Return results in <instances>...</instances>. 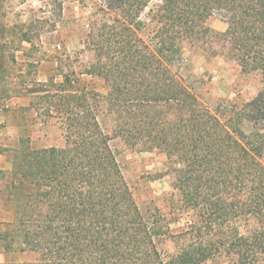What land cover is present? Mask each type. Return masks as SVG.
<instances>
[{
	"label": "trees",
	"instance_id": "obj_1",
	"mask_svg": "<svg viewBox=\"0 0 264 264\" xmlns=\"http://www.w3.org/2000/svg\"><path fill=\"white\" fill-rule=\"evenodd\" d=\"M150 1H96L104 16L86 35L94 60L81 73L106 81L103 100L80 87L70 63L60 81L35 91L46 115L61 118L65 144L16 151L7 193L14 212L0 240L5 251L38 257L11 264H264V0H163L149 44L140 32ZM222 11L230 52L263 81L240 112L244 129L223 122L173 70L182 43L209 36L207 20ZM5 34L0 14V48ZM103 102L115 117L111 135L99 120ZM114 137L172 163L177 204L196 214L174 237L175 254L159 249L156 238L170 229L137 204Z\"/></svg>",
	"mask_w": 264,
	"mask_h": 264
},
{
	"label": "rangeland",
	"instance_id": "obj_2",
	"mask_svg": "<svg viewBox=\"0 0 264 264\" xmlns=\"http://www.w3.org/2000/svg\"><path fill=\"white\" fill-rule=\"evenodd\" d=\"M96 1L0 0L6 33L0 48V232L14 212L7 193H14L8 183L13 179L17 149L24 144L33 149L65 144L61 118L47 116L35 92L40 84L53 76L60 81V74L70 69V63L79 73L80 87L96 91L102 100L107 94L103 78L81 73L94 60L86 35L93 23L99 26L104 16ZM162 3L163 0H151L141 13L145 25L140 34L149 44L156 25L154 13ZM228 20L226 12H215L206 22L210 35L184 41L173 70L223 122L244 129L243 119L238 123L240 112L245 101L257 96L263 81L258 73L243 72L230 52L223 36ZM24 33L33 40H23ZM99 113L103 129L113 134L115 117L104 102ZM258 126L264 133V124ZM111 145L139 207L159 216L165 229H170L156 238L159 249L166 256L175 254L181 242L174 237L189 229L196 214L183 211L177 204L172 163L158 150L139 151L119 137H114ZM261 160L264 163V156ZM2 244L0 240V264L29 262L38 257L32 251H5Z\"/></svg>",
	"mask_w": 264,
	"mask_h": 264
},
{
	"label": "crops",
	"instance_id": "obj_3",
	"mask_svg": "<svg viewBox=\"0 0 264 264\" xmlns=\"http://www.w3.org/2000/svg\"><path fill=\"white\" fill-rule=\"evenodd\" d=\"M1 156V155H0ZM0 169H1V167H0Z\"/></svg>",
	"mask_w": 264,
	"mask_h": 264
}]
</instances>
